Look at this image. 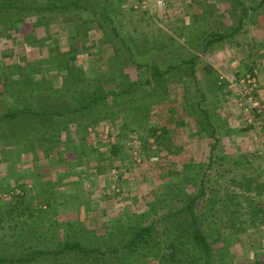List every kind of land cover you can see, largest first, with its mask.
Returning <instances> with one entry per match:
<instances>
[{
  "label": "rangeland",
  "instance_id": "obj_1",
  "mask_svg": "<svg viewBox=\"0 0 264 264\" xmlns=\"http://www.w3.org/2000/svg\"><path fill=\"white\" fill-rule=\"evenodd\" d=\"M70 1L60 0L58 4L65 5ZM163 1L165 4L158 6L156 0H148L146 9H142L138 5L140 0H86L81 7L70 5L69 9L56 8L46 12L42 17H45L43 22L48 23L46 28L39 26L42 24L37 23L34 12L30 11H22V20L12 23L19 29L9 26L10 29L3 30L8 25L0 21L1 51L10 48L16 53L9 57L0 54V119L4 103L12 105V109H20L25 102L15 97L9 100L6 85L12 78L23 75L45 81V87L51 90L53 86L57 87L58 95L63 99L69 81L76 77L86 80L92 76L94 83L88 82V96L92 88L101 87L99 95L106 98L103 104L93 108L94 118H102L101 110H105V117L114 119L112 102L117 101L122 105L119 111L123 116L121 122L126 125L120 128L122 144H111L100 137L93 139L95 137L91 135L90 140L101 142L97 148L88 144V176L79 173L59 175L63 170H69L70 158L56 162L46 158L35 143L27 144L30 153L24 158L23 165L25 169L28 160L32 167L27 176L29 184L13 182L2 191L0 188L1 256L24 257L28 260L24 264H103L101 259L104 257L97 255L90 257L78 251L51 253L59 250L67 240H79L87 245L92 235L105 234L113 224L122 229L126 224L124 220L132 216L136 225L147 226L156 222L155 234L182 230V251L187 253L180 255L182 261L203 264L205 258L192 240L191 226L195 218L198 229L210 245L211 264H264V153L254 151L257 156L249 159L252 151L244 148L248 146L234 142V132L247 130L264 150V114L245 111L239 76L235 100L232 95L224 97L218 92L213 93L210 86L202 96H189L190 102L198 99L204 109V113L200 112L198 116L196 112L192 114L195 118L191 122L193 126H172L174 121H169L167 127L162 126L163 122L167 123L166 108L172 105V98L179 102L180 86L188 87L194 93L197 91L195 74H189L186 79L185 74H180L181 69L167 73V64L199 49L197 25L190 24L184 15H178L180 13L169 15V8H181L186 0ZM260 1L264 8V0H252V5L256 6ZM41 2L46 3V0ZM4 13L1 11L0 17ZM102 14L104 18H101ZM234 17L235 32L231 39L225 38L231 44L230 49L248 46L247 52L252 50L255 57H262L257 50L264 53V30L258 25L239 26V14ZM253 19L260 20L257 14ZM86 23L92 26V31H88ZM58 40L61 44L67 43L59 47ZM53 41L57 43L53 44ZM183 41L192 45L189 54L182 47ZM72 44H76L71 53L75 55L73 59L68 56ZM154 63L164 74L161 80L152 77ZM259 66L264 68L263 64ZM248 73L255 74L253 70L239 74ZM104 74L108 78L101 82ZM128 83H135L130 94H112L123 91ZM155 92L157 119L149 122L147 114L150 112L145 105ZM255 98L260 106H264L256 95ZM133 101V109L123 106ZM54 102L59 104L60 101L55 99ZM137 106L147 110L144 112L146 117H140L142 122L133 121L132 115L139 109ZM238 109L249 116H242ZM242 119H246V127ZM197 120L203 125H197ZM232 120L242 122V127H231L235 122ZM97 126H94V132L106 130V127ZM9 128L8 124L0 123V133ZM12 128L14 132L9 146L15 151L20 147L23 129ZM107 129L114 133L117 128L113 125ZM184 130L187 133L201 130L205 138L203 148L202 144L192 141L196 137L190 136L186 141L182 134ZM26 135L29 137L30 132ZM69 144L65 145L64 154L76 152ZM3 145L0 143V150ZM114 145L118 146L120 153L107 157ZM61 147L53 146L46 156H52L51 153L58 152ZM14 161L15 165L20 164V159ZM67 184L75 186L74 191L64 190ZM71 194L75 199L69 197ZM18 197L29 204L28 211L21 212L19 207L8 210V202ZM57 199L61 200L60 203ZM189 204L191 210L187 208ZM165 215L171 216L163 221L161 218ZM119 218L122 223H116ZM102 250L106 249L103 247ZM40 251L46 253H36L31 258L32 252ZM192 259H195L194 263ZM106 260L107 264H116L113 255L108 254ZM147 264H158L157 258L148 259Z\"/></svg>",
  "mask_w": 264,
  "mask_h": 264
},
{
  "label": "crops",
  "instance_id": "obj_2",
  "mask_svg": "<svg viewBox=\"0 0 264 264\" xmlns=\"http://www.w3.org/2000/svg\"><path fill=\"white\" fill-rule=\"evenodd\" d=\"M245 1V2H244ZM185 5L182 4L181 8H176V7H171L169 8V15L171 14H178V15H184V19H186L188 22H190V24H196L197 26V30L196 32L198 33V51L197 52H191L193 54L190 53V55L187 57L185 56H180L178 57L177 61L176 60H171L169 64H167V66H170L169 70L166 71L167 73H171L173 71H176V66L180 64L181 66V70H180V74H185L184 77L186 76V79L189 78L188 76H190L189 74H195V77L197 79V91L194 93L192 90L190 91V89H188V87H182L180 86V99L179 102L177 101L178 99H174L172 98V105L168 106L166 108V113L168 114V116L166 117V121L167 123L164 124V122L162 123V126L167 127L169 121H174L173 123H171V125H179L180 124V128L182 126H184L185 128H189V126H193V124H191V122H194V116L192 115L194 112H196V115L198 116V114L200 112L204 113V109L200 106V101L197 100H192L190 102L189 100V96H194V95H204L206 94L207 91H205V89H208L210 86L213 87V93H219L222 94L224 97H229V96H233L234 100L236 97V92H235V85L237 83L238 77L241 76L242 74L239 73H243V71H251L253 70L255 72V78H256V88H255V95L256 97L264 103V68L261 67L260 68V64L264 65V53H261V50H257L258 53L262 56V57H255V53L252 52L251 53L248 51L247 52V47H241L239 49H234L231 48L230 49V45L228 40H220V41H213L212 37L213 36H218L220 34H229L230 32H232L234 30V24H235V17L236 15L239 14V18L237 20V22L239 23V21L241 22V24L245 25V27H247L249 25H258L260 30H264V8H262L260 5L262 4V1L258 2V5L253 6L252 5V0H249V2L247 3L246 0H186L185 1ZM240 3H243V5H241ZM261 3V4H260ZM257 14V18H259L260 20L258 21L257 19H253V15ZM242 15V18L240 19ZM6 24V23H4ZM15 24V23H13ZM9 25L6 26L3 30H7L10 29L9 26L14 27V29L16 28L15 25ZM42 26L43 28H46V25H39ZM50 26V25H49ZM190 26V25H189ZM250 26V27H251ZM191 29L193 30L192 26H190ZM18 28V27H17ZM16 28V29H17ZM19 29V28H18ZM92 26L89 25L88 26V31H92ZM194 31V30H193ZM258 31V30H257ZM231 37V36H230ZM229 37V38H230ZM211 42H209V40H211ZM231 39V38H230ZM60 40H58V45L59 47L61 45H66L67 42H62L63 44H61V42H59ZM57 43V41H55ZM55 42L53 41V44H55ZM258 43V42H257ZM191 43L189 42H185L183 41L182 47H185L184 50L187 51V54H189L190 52V48L192 47V45H190ZM261 44V43H260ZM76 46V44H74ZM257 46V45H256ZM65 47V46H64ZM59 49V48H58ZM3 54V56L9 57V55L14 56L16 53L13 52L10 48L9 49H4L1 51L0 48V54ZM89 53H91L92 51H88ZM17 57V56H16ZM194 59L195 65L193 67H191V63H185L191 59ZM1 59V56H0ZM261 60V62H260ZM263 61V62H262ZM257 64V65H256ZM258 66V67H257ZM90 72V71H89ZM103 73L106 71H102ZM93 73L94 72H90ZM99 73H101L99 71ZM166 73V74H167ZM212 73H216V74H212ZM173 74V73H172ZM6 75V74H5ZM87 77V76H86ZM192 77V76H191ZM18 78V77H17ZM108 76L106 74H104V77H101V82L105 79H107ZM86 80H84L82 83L71 86V88L69 89V92H72L74 95V99H70V101H75L77 103V106L74 107L75 110H79L81 109V104H88V100L86 102H82V94H85L88 96V82H93V77H87L85 78ZM95 79V78H94ZM96 81V80H95ZM187 83L189 85H191V83L189 81H187ZM151 84V82H150ZM95 88H92V90L90 91V94H94V92L97 90ZM52 89H57V87L53 86ZM167 91L169 90V88H166ZM178 89V88H177ZM157 92H155L154 94H156ZM153 94V95H154ZM114 95V94H113ZM80 96V98H78ZM92 96V95H90ZM70 97V96H69ZM9 100H12V96L8 97ZM188 98V101H187ZM8 100V101H9ZM100 103L96 104L100 105L103 104V101L106 100V98L103 97L99 99ZM78 101V102H77ZM156 99H154V97H152V100L150 98V102L148 104V112H150L148 114V121L150 122L151 120H156L157 119V104H155ZM195 101V102H194ZM199 101V102H198ZM178 103V104H177ZM26 104H29V102H23V106L22 108L26 107ZM59 104L61 105L62 103L59 102ZM75 104V103H74ZM111 105V103L109 104ZM114 111H115V118L114 119H110L109 117H103L99 118V119H95L98 121H93V119H88L86 117L82 118V116L80 114H77L75 116L74 119H70L67 122V129L69 130L68 133L70 134L71 139L73 140V145L76 147V151L78 150V153H73V152H67L65 153V149L64 147H61V149L58 152H52L51 155L52 156H46L47 158H52L55 159V161H65V158H70L71 160L69 161V164L71 166L68 165V171L65 172V170H63V174L60 173L59 175H73L76 173H79L78 175H86L88 176V144L95 148H97V144L99 142H101V140L96 141L93 139H97L100 137V139L103 138V140L106 142H111V144H122V140L121 138H123V136H121V127L124 126L125 124H123L121 122L122 119V114L119 113L120 111V107L121 104H119L117 101L112 102ZM120 105V107H119ZM237 106V105H236ZM236 106L234 105L233 108H236ZM6 109L11 108L12 110V105L9 106L6 104L5 106ZM20 108V109H22ZM88 110V108H86ZM236 110V109H235ZM117 112V113H116ZM242 116H245L247 114V116H249L248 113H243V111L241 109H238V111ZM156 114V116H155ZM178 115V116H177ZM133 117V115H132ZM204 117H202L203 119ZM176 119V120H175ZM114 121V122H113ZM203 121V120H202ZM235 121V122H234ZM232 120V123L234 122V124L231 127H242V122L244 127L247 126V122L246 119H242V122H239L237 120ZM8 122L10 123H5L8 124V126H12V120H9ZM176 122V123H175ZM238 122L239 124H237L235 126V123ZM66 123V122H65ZM65 123L63 124L62 122L59 123V140L61 142L66 140V133L65 131H63L62 126H65ZM197 125L202 124V122L198 123L197 120ZM63 124V125H61ZM99 126L102 127H106V130L100 129L97 132H94L95 130H93L95 127L94 126ZM113 125H116V131L113 133L112 131H109V129H107V127H113ZM170 125V124H169ZM203 125V124H202ZM97 126V127H98ZM126 126V125H125ZM112 129V128H111ZM27 130L29 132V128L22 130V135L21 136H27ZM244 132V131H243ZM249 131H245L244 133H242V131H236L234 132L236 137L234 138V142L236 144L238 143H242V145H247L248 148H245L246 150L252 151L249 155L248 158L250 159L253 156H257L256 152L254 151H259V154L264 153V150H261V146L259 145V142L254 140V138L250 135V133H248ZM202 131L200 130V132H194V130L190 131V133H187L185 130L182 132V134H184V136L186 137V141H188L187 138L191 137H196V139H193L192 141L202 144V148L203 145L205 143V138L204 136L201 134ZM92 136L95 137L92 140H90V137ZM249 135V136H248ZM13 136L12 134V128H9L6 132H1L0 133V143L4 144V148L3 150H0V188L1 191L6 189L7 185H11L14 182V174H22L23 176L20 177V179L16 180L17 183L19 184H29V179L27 178L29 170L32 168L29 166V161H26V168L24 169V165H23V161L24 158H26V156L28 155V153H30L28 151L27 148V144H29L26 139L24 141H22V144L20 145L19 149L12 151V146L10 147V140L11 137ZM183 137V136H182ZM184 140V138H183ZM223 141V140H222ZM221 141V142H222ZM232 141V140H231ZM94 143L96 144L94 146ZM101 144V143H100ZM81 148V149H80ZM112 148L115 149L116 155H118L120 153V150L118 148L117 145L111 146L110 152H108L107 157H109V155H111V150ZM232 149V148H231ZM260 149V150H259ZM35 152V151H34ZM110 153V154H109ZM15 155V156H14ZM32 155L34 156V154L32 153ZM58 155V156H57ZM62 155V156H60ZM67 155V156H66ZM13 159H20V164H17L15 161V163H13ZM67 162V161H66ZM56 165V164H55ZM20 166V167H18ZM30 168V169H29ZM15 171L17 173H15ZM57 171V170H56ZM54 171V173L56 172ZM88 178V177H87ZM71 180V179H70ZM75 180H72V182ZM60 185L62 184L61 182L59 183ZM58 184V186H59ZM67 185H64V190L69 191L71 190L74 191L73 187L75 188V186H72L71 184H69L68 189H67ZM66 187V188H65ZM71 187V188H70ZM62 188V187H61ZM60 187H58V189H60V191H62L63 189H61ZM57 189V190H58ZM71 199H75V196L73 194H71L69 196ZM77 199V198H76ZM60 200V199H58ZM57 200V201H58ZM61 201V200H60Z\"/></svg>",
  "mask_w": 264,
  "mask_h": 264
},
{
  "label": "trees",
  "instance_id": "obj_3",
  "mask_svg": "<svg viewBox=\"0 0 264 264\" xmlns=\"http://www.w3.org/2000/svg\"><path fill=\"white\" fill-rule=\"evenodd\" d=\"M60 0H46L45 2H41V0H28L26 2H23L22 0H0V12L4 11L5 13L0 17V21L6 23V24H12L13 22H19L22 20L21 12H34L35 17L37 18L38 24L48 25V23L43 22L45 20V17L42 19V17L45 15L46 12H50L52 9L56 8H62L63 10L69 9L70 5H73L75 7H81L83 6L82 3H84L86 0H75L74 2L71 0L70 2L66 3L65 5H59ZM243 5V3H240ZM261 4V3H260ZM93 13H95L94 10H92ZM20 16V17H19ZM104 18L105 15L102 14L101 18ZM242 18V15L240 19ZM41 20V21H40ZM43 22V23H40ZM89 26V23H86ZM239 26H241V22L239 21ZM99 27V25H98ZM239 28V27H238ZM81 30V28H78V30ZM235 30L230 32L229 34H220L217 37L213 36V41H220L223 40L226 37H230L234 34ZM209 40V42L212 41ZM70 53L69 58H75L74 54H71L76 49L75 45L72 44L70 46ZM194 59H191L185 63H191V67L195 65ZM158 64L154 63L153 68L154 74H152V77L156 80H161V77H163V73L159 71ZM167 70H169L170 66L166 67ZM176 69H181L180 64L175 67ZM158 70V71H157ZM179 71V70H178ZM83 77V76H82ZM84 80L81 77H76V79L69 81L67 88H71V86L77 85L82 83ZM135 83H128L126 88L121 92L112 93L115 96L119 94L127 95L131 93V89ZM6 91L7 95L23 99L25 102H29V104H26V107L22 109H6L5 103L3 108V114L0 119V123H10L9 120H12V126L14 127H20L24 130L29 128L30 136H24L20 139V145L22 144V141L26 139V141L31 144L35 143L39 147L40 150L46 155H48L51 152V148L53 146H63L65 148V145L67 143H70L72 150H76V147L73 145V140L70 137V134L68 133L67 129V121L70 119H74L77 114H80L82 118L86 117L89 120L94 118L93 114V108H96V104L100 103V98H102V95H99L100 88H96L97 90L94 92V94H90L92 96H83L82 102H86L88 100V104H81L78 106H81V109L75 110L74 107L77 106V103L75 101H70V99H74V94L71 91L69 92V89L67 92L64 93L65 97L62 99L58 95V88L57 89H49L48 87H45V81L41 82V80H34L31 77H25L23 75L18 76V78H12L11 81L6 85ZM65 86V87H66ZM52 88V87H51ZM160 92V91H158ZM68 93V94H67ZM62 95V94H61ZM67 95V96H66ZM70 96V97H69ZM68 97V99L66 98ZM152 97L154 99H157L156 94H152ZM80 98V96L78 97ZM55 99L59 100L62 104H57ZM65 102V103H64ZM78 102V101H77ZM150 102V96L148 99V103H146V107H149L148 104ZM75 103V104H74ZM134 101L131 102L128 105V108L133 107ZM122 106V105H121ZM120 107V106H119ZM139 109H137L136 113H134V120L141 121L140 117L144 116L143 119L146 117L145 113L147 110L144 108H141L140 106H137ZM88 108V110L86 109ZM130 108V109H131ZM104 110V109H103ZM146 110V111H145ZM101 113L103 117L106 116L105 110ZM115 113V112H114ZM117 113V112H116ZM101 115V116H102ZM148 116V114H147ZM65 123V126H62L63 131L66 133V140L65 142H61L59 140V123ZM142 122V121H141ZM61 124V125H63ZM18 130V129H17ZM12 132H14V129L12 128ZM28 130L27 133L29 134ZM22 133V132H21ZM78 153V151H76ZM111 154L115 155V149L112 148ZM14 183L16 184L21 177L20 174H14ZM22 186V185H21ZM10 188V187H9ZM24 189V187H22ZM24 191V190H23ZM58 200V199H57ZM196 200V197L192 199L191 204L194 203L193 201ZM60 200L57 201V203ZM56 202V201H54ZM191 204L188 205V209L191 210ZM29 204L25 203L24 200H22V197L14 198L10 202H8V210L14 211V209L20 208L21 212L28 211ZM57 208V207H56ZM171 215H165L161 219L164 221ZM117 219L116 223H122V221ZM54 223V221L52 222ZM126 223V224H125ZM124 226H122V229L117 227L115 224L112 225L110 230L102 235H92L90 238L92 240H88V244H83L79 240L74 241H64L62 244V247L59 250L53 251L51 254H60L66 251H78L79 253L86 254L88 256L97 255L98 257L102 258L101 260L103 264H107V256L108 254L113 255L116 260V264H147V260L150 258H157L158 264H191V260H184L180 258V255H187L186 252L182 251V239L184 238L182 230H174L173 232H170L167 234L168 230L162 231L159 233H153V229L156 222H152L150 225L144 226L143 224L139 223L136 225L134 222V219L132 216L129 218L127 217V220H124ZM193 224L191 229H193L192 233V240L195 244V246L201 250V252L205 255V258H203V264H211V248L209 243L206 240V237L201 233V231L198 229V225L196 223V219H193ZM169 229V227H168ZM190 229V228H189ZM122 230V231H121ZM119 234H118V233ZM120 235V236H117ZM21 236V234H20ZM78 238H82V236H79ZM96 238V239H95ZM114 240V241H113ZM123 241V243H121ZM62 242V241H61ZM4 245V244H2ZM103 247L106 250H102ZM44 254L46 252L40 251V252H32L31 258L35 256V254ZM98 260V258L96 259ZM114 260V261H115ZM25 262H28L24 257H16V258H8L0 255V264H24ZM195 262V259H192V263Z\"/></svg>",
  "mask_w": 264,
  "mask_h": 264
},
{
  "label": "built area",
  "instance_id": "obj_4",
  "mask_svg": "<svg viewBox=\"0 0 264 264\" xmlns=\"http://www.w3.org/2000/svg\"><path fill=\"white\" fill-rule=\"evenodd\" d=\"M147 1L148 0H140L138 5L142 9H146ZM156 4L158 6H163L165 3L163 0H156ZM255 81L256 78L254 74L248 73L240 76V79L238 80V85L241 87L242 91V98L244 101L242 102V105L244 106L245 111H256V113L264 114V106H260L254 95L256 86Z\"/></svg>",
  "mask_w": 264,
  "mask_h": 264
}]
</instances>
